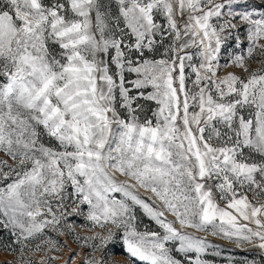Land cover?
I'll use <instances>...</instances> for the list:
<instances>
[{
    "label": "snow or ice",
    "instance_id": "1",
    "mask_svg": "<svg viewBox=\"0 0 264 264\" xmlns=\"http://www.w3.org/2000/svg\"><path fill=\"white\" fill-rule=\"evenodd\" d=\"M209 236L264 254V0H0V264Z\"/></svg>",
    "mask_w": 264,
    "mask_h": 264
},
{
    "label": "rangeland",
    "instance_id": "2",
    "mask_svg": "<svg viewBox=\"0 0 264 264\" xmlns=\"http://www.w3.org/2000/svg\"><path fill=\"white\" fill-rule=\"evenodd\" d=\"M203 235V234H200ZM65 237H60L61 241H64ZM214 244L218 245L214 251H210V253L205 257L208 259L211 264H248V262H254V264H264V254H261L257 250H242L241 248L236 247L234 243H231L227 240H221L217 237H208ZM68 245L71 249H77L76 243H74L71 239H68ZM246 248H250V246H245ZM112 251L116 253L114 259L119 262L123 259L122 249L117 242ZM219 252V255L216 254ZM68 249H64V257L68 255ZM0 259H11L8 253L0 252ZM56 264H62L61 261H57Z\"/></svg>",
    "mask_w": 264,
    "mask_h": 264
}]
</instances>
